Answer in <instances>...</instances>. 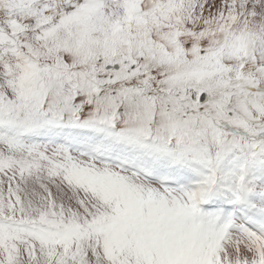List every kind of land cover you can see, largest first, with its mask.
Here are the masks:
<instances>
[{"label": "snow or ice", "instance_id": "6c2138e0", "mask_svg": "<svg viewBox=\"0 0 264 264\" xmlns=\"http://www.w3.org/2000/svg\"><path fill=\"white\" fill-rule=\"evenodd\" d=\"M0 264H264V0H0Z\"/></svg>", "mask_w": 264, "mask_h": 264}]
</instances>
